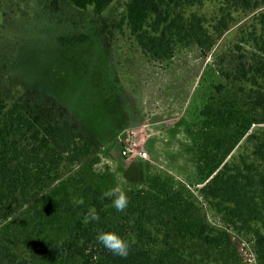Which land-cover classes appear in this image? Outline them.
I'll list each match as a JSON object with an SVG mask.
<instances>
[{"label":"rangeland","instance_id":"1","mask_svg":"<svg viewBox=\"0 0 264 264\" xmlns=\"http://www.w3.org/2000/svg\"><path fill=\"white\" fill-rule=\"evenodd\" d=\"M130 1L115 0L95 14L69 0H59L57 13L51 0H0V95L8 104L65 116L91 144V152L78 161L71 149L57 151L58 173L45 172L42 190L30 185L23 193L18 189L16 197L6 191L0 236L24 250L29 264H52L48 250L70 234L79 214L66 213L49 236L36 238L37 208L63 197L77 205L87 186L102 193L118 188L130 198L123 213L145 204L155 210L158 199L171 198L221 238L222 247L212 249L176 236L174 243L191 262L264 264V239H259L264 238V160L253 155V144L264 141V26L259 21L264 7L226 14L227 27L206 52L194 42L170 41V53L153 58L123 20ZM222 9L218 2H206L188 12L202 16L213 32ZM68 22L82 26L88 40L60 47L55 38L69 30ZM205 106L223 115L204 126ZM127 142L133 152L123 155ZM142 151L146 158L138 156ZM223 166L256 176L261 214L248 225L230 219L199 192ZM16 178L6 176L3 187ZM114 199L106 198L108 208ZM171 221L163 231L173 229ZM37 239L44 250L31 258L30 250L39 249Z\"/></svg>","mask_w":264,"mask_h":264},{"label":"trees","instance_id":"2","mask_svg":"<svg viewBox=\"0 0 264 264\" xmlns=\"http://www.w3.org/2000/svg\"><path fill=\"white\" fill-rule=\"evenodd\" d=\"M114 1L69 0L76 9L85 11L91 8L95 14L102 13ZM206 2H218L223 9L229 10L225 12L222 9L223 15L213 32L204 26L202 16L188 12L195 5ZM51 4L53 12L57 13L60 10L59 0H51ZM261 7H264V0H131L123 20L143 50L154 58L162 52L165 56L170 53V41L183 44L194 42L206 52L212 47L215 35L227 27L226 14L231 16L232 10L248 11ZM259 21L264 26V12L260 14ZM68 23L69 30L55 38L60 47L68 48L88 40V33L82 26L76 22ZM260 49L264 52V41ZM216 114L223 115L221 110L205 106L200 114L203 125H209ZM68 149L74 152L73 161H78L91 152V144L75 131L65 116L44 115L24 105L8 104L0 95V200L6 191L9 196L16 197L18 189L23 193L30 185L35 192L42 190L47 185L43 180L45 172L50 175L58 173L56 152ZM253 155L255 160H264V141L253 144ZM253 166L254 162L252 170ZM246 169H250L249 163ZM14 175L17 177L15 182L3 187L4 178ZM261 181L264 185V176H261ZM256 182L254 172L248 175L238 168L232 170L223 166L209 176L199 192L230 219L248 225L261 214ZM82 197L83 205H75L67 197L50 198L35 211L38 223L36 238L60 224L66 213L79 214L70 228V234L48 250L52 264H67L72 258L78 264H196L186 258L183 247L174 243L176 236L185 242H198L212 249L222 247L218 235L209 234L206 224L200 225L186 215L187 212L178 209L171 198L158 199L155 210L145 204L132 206L123 213L106 206L107 200L99 188L85 187ZM93 207L100 217L99 222L84 224V215ZM169 219L173 229L163 231L162 227ZM133 226L136 228L134 232L131 229ZM109 230L118 231L129 242L126 258L112 254L97 242V234ZM39 242L37 239L35 243L39 249L30 250L31 258L44 250V242ZM25 255L26 252H21L10 239L0 236V264H29Z\"/></svg>","mask_w":264,"mask_h":264},{"label":"clouds","instance_id":"3","mask_svg":"<svg viewBox=\"0 0 264 264\" xmlns=\"http://www.w3.org/2000/svg\"><path fill=\"white\" fill-rule=\"evenodd\" d=\"M105 198H111L115 196L112 201V205L118 212H123L129 205L130 198L127 193L121 189H113L103 193ZM77 205H83L84 199L80 197L74 201ZM100 217L96 212L95 208H90L88 213L83 217V223L88 224L90 222H99ZM96 240L98 243L104 246L109 252L114 255L126 258L129 254L130 244L125 237L119 234L118 231L109 230L101 231L97 234Z\"/></svg>","mask_w":264,"mask_h":264},{"label":"built area","instance_id":"4","mask_svg":"<svg viewBox=\"0 0 264 264\" xmlns=\"http://www.w3.org/2000/svg\"><path fill=\"white\" fill-rule=\"evenodd\" d=\"M128 147L124 148L122 153L123 155H128L131 152H133V145L130 142H127ZM138 156L140 158H146L148 156V153L146 151H142L138 153Z\"/></svg>","mask_w":264,"mask_h":264}]
</instances>
